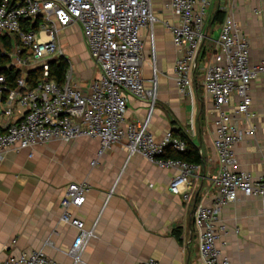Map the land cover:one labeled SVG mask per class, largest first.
Returning a JSON list of instances; mask_svg holds the SVG:
<instances>
[{
	"label": "crops",
	"instance_id": "obj_1",
	"mask_svg": "<svg viewBox=\"0 0 264 264\" xmlns=\"http://www.w3.org/2000/svg\"><path fill=\"white\" fill-rule=\"evenodd\" d=\"M171 0H152L157 16L153 28L141 29L144 41L142 67L146 85L154 77L156 57L157 98L150 108L147 99L125 92L126 120L144 121L156 138L167 131L199 150L202 162L190 178V198L169 189L179 170L161 167L139 153L129 156L120 143L97 157L99 141L78 137L74 141H50L32 149L11 150L0 161V257L41 249L60 264H73L68 253L77 228L62 221L61 197L72 181H86L90 189L80 207L71 212L93 230L77 264H137L154 259L157 264H203L198 253V231L193 211L210 204L217 193L212 175L220 169L214 145L217 111L204 86L206 67L213 60L221 24L231 18L250 44V62L264 60V0H211L203 25L204 41L191 74L194 82L187 93L175 81L179 51L167 24L178 23ZM77 35L90 58L77 24L65 28ZM62 33V32H61ZM90 58L82 85L99 75ZM86 74V76H85ZM256 125L253 132L234 145L236 170L264 177V77L251 83ZM238 97L232 95L231 101ZM185 135V137L181 136ZM186 143V142H185ZM187 145V144H186ZM221 217L227 232L217 240L222 256L231 264H264V204L259 197L240 194L225 205Z\"/></svg>",
	"mask_w": 264,
	"mask_h": 264
},
{
	"label": "built area",
	"instance_id": "obj_2",
	"mask_svg": "<svg viewBox=\"0 0 264 264\" xmlns=\"http://www.w3.org/2000/svg\"><path fill=\"white\" fill-rule=\"evenodd\" d=\"M211 0H171L178 16L176 24H167L179 51L175 62V81L181 92L193 85L191 69L196 65L204 41L203 25ZM157 16L152 0H1L0 58L18 75L11 84L0 71V161L11 151L32 149L50 141L71 142L86 136L99 141L97 157L112 145H124L129 156L139 153L161 167H174L179 173L169 189L190 198V178L199 164L167 158L168 147L185 150L186 143L167 131L156 138L144 121L126 120L129 92L147 99L150 108L157 98V66L153 54L154 77L150 85L143 78L144 41L141 29L153 28ZM77 24L90 58L99 67V75L86 86L77 79L71 60L61 43V32ZM51 59L67 63L64 81L51 77ZM264 77V60L250 62V44L246 35L227 18L220 27L217 49L206 67L204 86L217 111L214 145L220 169L212 175L217 193L210 204L199 203L193 211L197 229L198 253L203 264H231L217 246L227 232L222 209L240 194L259 197L264 204V177L254 179L249 172L236 170L234 145L255 130L251 123V83ZM232 95L238 97L232 102ZM90 189L86 181L70 182L60 204L62 221L77 228L68 253L77 264L93 230L71 212L80 207ZM0 264H60L41 249L21 251L17 256L0 257ZM137 264H157L154 259Z\"/></svg>",
	"mask_w": 264,
	"mask_h": 264
},
{
	"label": "trees",
	"instance_id": "obj_3",
	"mask_svg": "<svg viewBox=\"0 0 264 264\" xmlns=\"http://www.w3.org/2000/svg\"><path fill=\"white\" fill-rule=\"evenodd\" d=\"M6 61H7L6 59L0 58V71L5 73L8 81L11 84H13L14 79L18 75V72L14 68L6 67V65H4ZM66 69H67V63L62 59H57L54 62L50 63L51 77L56 79L59 83H62L64 81ZM181 136L185 137V135L183 134H181ZM185 142L187 144L185 150L178 151L171 147H168L164 156L167 158H177V159L185 160L189 163L200 164L202 162V157L199 153L198 148L188 139L187 141L185 140Z\"/></svg>",
	"mask_w": 264,
	"mask_h": 264
},
{
	"label": "rangeland",
	"instance_id": "obj_4",
	"mask_svg": "<svg viewBox=\"0 0 264 264\" xmlns=\"http://www.w3.org/2000/svg\"><path fill=\"white\" fill-rule=\"evenodd\" d=\"M71 42L66 37V30L60 34V40L65 48L66 55L71 60L74 71L77 74V79L82 82L84 73H81V69L86 68L90 62V58L83 51L81 41L77 40V35H68ZM86 76V74H85Z\"/></svg>",
	"mask_w": 264,
	"mask_h": 264
},
{
	"label": "water",
	"instance_id": "obj_5",
	"mask_svg": "<svg viewBox=\"0 0 264 264\" xmlns=\"http://www.w3.org/2000/svg\"><path fill=\"white\" fill-rule=\"evenodd\" d=\"M55 60L54 59H51L49 62H54Z\"/></svg>",
	"mask_w": 264,
	"mask_h": 264
}]
</instances>
